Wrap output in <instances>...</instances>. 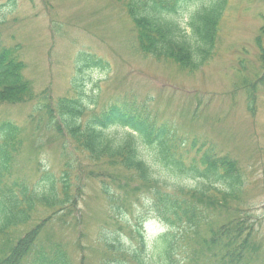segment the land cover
<instances>
[{"label": "trees", "instance_id": "trees-1", "mask_svg": "<svg viewBox=\"0 0 264 264\" xmlns=\"http://www.w3.org/2000/svg\"><path fill=\"white\" fill-rule=\"evenodd\" d=\"M118 1L135 25L143 54L171 59L191 71L214 55L220 20L229 2ZM182 16H186V28L179 23ZM261 19L255 42L264 68V15ZM83 60L85 68H108L104 60L91 55ZM25 67L19 53L0 41V105L24 104L34 98ZM246 86L248 108L253 110L256 91L264 87V75ZM36 100L39 120L35 127L43 121L44 128L61 139L64 165L58 179L39 167L36 179L28 180L18 159L24 144L23 130L8 120L0 123V264H74L46 225H53L77 208L80 197L72 195L74 167L67 158L78 154L93 165L107 167L102 172L118 170L114 179L115 174H97L106 177L101 179V191L109 204L97 230V248L79 246L81 259L77 264H89L93 254L98 255V264L264 263L260 261L256 231L244 219H230L215 227L207 223L211 213L224 208L228 199L238 200L241 191L239 164L228 154L220 153L212 143L198 142L196 137L189 140L174 124L126 99L114 100L87 119V108L96 104L82 93L53 100L44 91ZM115 130L124 131V136H117ZM145 150L154 152L152 162L142 156ZM191 154L193 157H188ZM107 178L119 185L110 189L104 181ZM187 179L202 185L186 188L180 181ZM172 181L175 188L168 184ZM42 209L51 214L37 221ZM150 221L163 228L161 234L148 237L145 226ZM202 225L207 226L205 233L200 230Z\"/></svg>", "mask_w": 264, "mask_h": 264}, {"label": "rangeland", "instance_id": "rangeland-1", "mask_svg": "<svg viewBox=\"0 0 264 264\" xmlns=\"http://www.w3.org/2000/svg\"><path fill=\"white\" fill-rule=\"evenodd\" d=\"M263 15L264 0H229L220 20L214 55L191 71L171 59L143 54L135 25L121 1L0 0V41L17 51L26 64L24 74L34 96L24 104L0 105V123L8 120L23 130L18 159L27 179L34 181L39 167L58 179L64 165L61 139L48 132L43 121L35 127L39 120L36 96L45 91L57 100L82 93L96 104L87 108L85 119L116 99L136 102L160 120L174 124L189 140L196 137L198 142L212 143L239 164L242 187L238 200L228 199L224 208L210 214L207 223L215 227L230 219H244L256 231L260 261H264V87L256 91L253 110L248 108L246 94V85L255 84L264 75L255 42ZM185 19L182 16L179 20L183 28ZM89 55L104 60L108 68H85L83 57ZM115 131L124 136V131ZM68 156L74 167L71 192L80 197L78 205L46 229L77 264L81 259L79 246L97 248V230L109 204L101 191V179L106 177L97 174H115L114 179L118 169L102 172L107 167L93 165L84 155ZM142 156L148 163L155 158L151 150L143 151ZM154 167L159 169L157 164ZM110 179L104 181L111 189L118 183ZM180 183L191 189L202 185L191 179ZM168 184L175 188L173 181ZM129 202L135 203L134 199ZM50 214L42 209L36 219ZM206 228L202 225L200 230L205 233ZM162 230L154 221L145 226L148 237ZM98 262V255L90 256L89 264Z\"/></svg>", "mask_w": 264, "mask_h": 264}]
</instances>
